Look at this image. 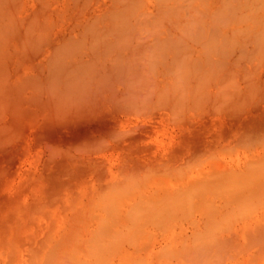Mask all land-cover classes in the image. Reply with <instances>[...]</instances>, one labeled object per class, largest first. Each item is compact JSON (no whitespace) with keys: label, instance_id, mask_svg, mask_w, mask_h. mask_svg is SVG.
Wrapping results in <instances>:
<instances>
[{"label":"bare ground","instance_id":"6f19581e","mask_svg":"<svg viewBox=\"0 0 264 264\" xmlns=\"http://www.w3.org/2000/svg\"><path fill=\"white\" fill-rule=\"evenodd\" d=\"M253 3L0 0V185L18 180L0 264H98L109 236L179 213L189 264H264Z\"/></svg>","mask_w":264,"mask_h":264},{"label":"rangeland","instance_id":"374dc122","mask_svg":"<svg viewBox=\"0 0 264 264\" xmlns=\"http://www.w3.org/2000/svg\"><path fill=\"white\" fill-rule=\"evenodd\" d=\"M253 1L255 6L264 10V0ZM260 123L263 124V127L262 125L259 126L264 128V120ZM27 165L23 164L21 168L26 169ZM200 167L202 166L200 165ZM200 167L197 169L200 170ZM184 176H174L177 177L174 179L173 176L172 179L170 176H167V179L164 178L166 176H162L166 180L158 176L152 180L153 189L154 191L158 190L157 192L160 194H164V191L172 187L173 184L176 186L178 183H184L188 179L187 176ZM178 177L180 178L178 179ZM155 180H157V183ZM14 181H12L14 182L13 185L11 183L12 186L7 188L8 191L4 188L3 183L0 185V230L5 226L3 223L8 221L11 215L9 213L15 210V204L18 202L17 192L12 190L18 180ZM164 216H159L156 221L148 222L143 228L135 229L129 233L124 232L109 236L107 241H104L101 245V251L105 252H101L103 256L99 259L98 264H189L186 258L170 251V242H168L171 237L178 234L186 226L185 217L187 214L179 213V215L168 214ZM130 254H133V256Z\"/></svg>","mask_w":264,"mask_h":264}]
</instances>
